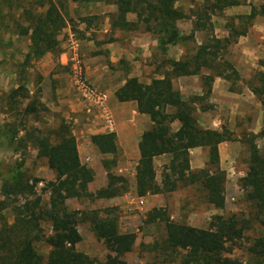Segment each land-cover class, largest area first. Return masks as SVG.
Wrapping results in <instances>:
<instances>
[{"label": "rangeland", "instance_id": "obj_1", "mask_svg": "<svg viewBox=\"0 0 264 264\" xmlns=\"http://www.w3.org/2000/svg\"><path fill=\"white\" fill-rule=\"evenodd\" d=\"M67 1L0 0V202L4 200L3 191L7 189L8 184L23 179L29 184L36 183L34 192L40 197L41 204L46 205L50 193L42 188L47 182L55 179V174L48 168L46 160L37 156L30 143L20 142L21 136L28 128L48 135L50 140L55 142L53 132L62 125L67 126L51 114L53 111L50 108L55 100L44 96L41 85L45 78L49 80L52 74L60 73L59 70L56 72L57 65L53 67L52 62L57 64L59 51L62 49L56 47L55 51L36 57L31 50L30 37L23 35L40 12H45L50 4H55L67 21L57 34L60 36L59 46L61 43L66 46L68 37L61 33L68 26L73 37L79 41L89 39L93 42L98 38L100 43L118 40L123 45L127 40L126 48L129 50L130 59L120 60L112 69L114 73L117 68L127 73L129 71L138 73V78L140 77V82L143 83H148L163 73L167 68V60H178L194 54L208 36L227 38L231 23L238 29L247 26L245 36L238 37L228 47L225 56L238 71L240 75L238 81L215 78L207 84L203 80V77L209 74L206 70L201 71L198 76L173 80L174 88L188 103L198 126L227 132L229 139L217 148V163L210 164L208 148L201 149L192 154L193 169H190L193 173L202 170L211 173L217 167L224 171L223 208H215L208 202L201 180L180 185L170 193L139 198L133 192V178L130 175L135 170L134 163L124 162L120 151L115 157L98 159L101 163L106 161L111 166L109 173L113 179L110 189L116 191L115 196L71 199L67 200L65 205L69 212L94 211L100 218H114L121 233H132L135 236V243L132 250L122 256L125 264H185L184 251L167 248L164 224L146 221L147 213L153 208H162L175 222L200 229H209L211 220L216 216L235 217L242 226V235L233 245H227L226 254L237 264H260V260L251 253L250 247L257 239L264 237V206H258L259 204L247 199L246 192L241 187V179L249 168L251 143L255 144L264 158V68L261 64L264 60V17H256L249 25H245L244 20L238 16L247 15L250 12V5L259 6L264 0H246L240 5L224 8L211 17L210 32H198L193 40L170 45L165 52L158 49L157 37L145 32L141 26L126 31L114 30L105 37L97 32L85 35L79 30L81 23L86 24L83 19H89L86 24L89 28L100 29L104 22L103 17H110L113 13L112 4L100 2L102 6L98 8L101 11L105 10L106 13L99 15L98 19L96 16H82L80 11V8L88 3L96 5V2L78 0L70 7ZM207 1L210 0H177L176 6L187 16ZM42 3L45 4L44 7ZM67 8H72L75 19L65 16ZM69 20L73 23L70 24ZM176 27L181 35L187 36L191 30V22L189 19H182L177 21ZM116 32L118 34L114 37ZM154 44L157 46L156 50L152 49ZM20 85L26 91H21L20 96L13 97L11 93ZM135 118L137 120L141 117L135 114ZM138 126L143 129L144 123L141 119ZM178 126L177 122H172L170 129L175 131ZM78 143L83 145L84 141L78 138ZM166 167L156 166L158 182ZM119 168L127 169L128 171L124 173L127 175H122L118 171ZM105 180L108 185L107 171ZM98 184L97 182V187ZM93 187L94 184L91 185L92 189ZM102 189L104 188L88 191L95 195ZM110 198L118 199L117 203L110 205L104 202V199ZM10 200L14 201L12 198ZM12 205L14 203L1 213L9 224L13 222ZM42 227L49 232V223H42ZM77 230L81 241L76 249L91 258L103 260L108 251L103 242L96 237L90 223L80 222ZM35 250L45 258L49 248L39 243L35 245Z\"/></svg>", "mask_w": 264, "mask_h": 264}, {"label": "trees", "instance_id": "obj_2", "mask_svg": "<svg viewBox=\"0 0 264 264\" xmlns=\"http://www.w3.org/2000/svg\"><path fill=\"white\" fill-rule=\"evenodd\" d=\"M105 1L116 7V11L109 18L112 30L126 31L141 26L145 32L157 37L158 49L165 52L170 45L193 40L198 32H210L213 15L246 0H210L187 16L176 6L177 0ZM130 13L136 17L134 22L126 18ZM259 16L264 17V3L259 6L250 5V12L238 18L244 20L245 25H249ZM85 19L83 21L88 24L89 19ZM182 19H189L191 22V30L187 36L181 35L176 27L177 21ZM33 22L26 33L30 31V46L34 55L41 57L55 51L58 43L56 36L67 22L59 8L50 4L46 13ZM69 22L73 23L72 20ZM246 32L247 26L238 29L231 23L227 38L208 36L194 54L178 60H167V68L159 77L148 83L140 82L136 77L127 78L116 90L118 102H135L137 112L149 116L152 122L151 129L145 131L138 142L139 160L135 167L137 196L166 194L175 191L180 185L201 180L208 202L215 208H223L224 171L217 167L211 173L204 170L193 173L190 170L189 151L198 147L208 148L209 162L216 164L217 148L229 139L227 132L198 126L188 103L174 88L173 80L178 77L198 76L202 69H208L210 74L203 77L207 84L214 81V78L238 81V71L225 56L228 47L238 37L245 36ZM261 64L264 68V60ZM21 91L26 90L20 85L11 95L20 96ZM174 121L179 123V127L171 132L169 125ZM53 133L55 142L48 135L29 128L20 138V142L30 143L37 156L46 160L48 168L55 174V179L42 188L50 193L46 205L41 204L40 197L34 192L36 183L29 184L28 181L18 179L8 184L3 191L4 200L0 202V264H125L122 256L130 252L135 243L132 233H121L114 218H100L94 211L69 212L65 205L71 199L115 196L116 191L110 189L113 179L109 173L111 166L106 161L102 162L108 174V185L95 195L90 193L88 185L94 180V172L81 163L76 138L65 125ZM90 142L101 155L115 157L118 154L114 133L93 135ZM162 155H169L170 160L158 182L153 159ZM248 163L249 168L241 179V187L249 201L264 206V158L252 143L249 147ZM11 203H14L11 208L13 222L9 224L1 213ZM146 221L164 224L167 248L184 251L185 264H237L226 254L227 245H233L242 235V226L233 216H216L211 220L209 229H200L175 222L162 208H153L147 213ZM44 222L50 224L49 232L42 227ZM80 222H89L96 237L105 245L108 253L103 260L91 258L76 249L81 241L77 230ZM39 243L49 248L45 258L35 250V245ZM250 251L260 260V264H264V237L257 239Z\"/></svg>", "mask_w": 264, "mask_h": 264}, {"label": "crops", "instance_id": "obj_3", "mask_svg": "<svg viewBox=\"0 0 264 264\" xmlns=\"http://www.w3.org/2000/svg\"><path fill=\"white\" fill-rule=\"evenodd\" d=\"M67 2L70 7L77 3V1L72 0H68ZM100 2L106 1H97L96 5H91V3H88L86 6L81 7V15L96 16L99 19V15H104L106 13L105 10L101 11V9L98 8L102 6ZM109 4L111 5L112 3L109 2ZM44 5L45 4L42 3V7H44ZM111 6L114 9V13L116 11V7L113 4ZM46 11L40 12L41 14H39L38 16L44 15ZM66 12V17H68L69 19H75L72 8H67ZM131 16L132 18H129ZM103 18L104 22L102 23L101 27H99L100 29H97L95 27L89 28V26H87L85 23H81L79 25V30L84 32L85 35H89L94 32L100 33L103 37H105V35H110L114 32V30H112L110 27V17L104 16ZM126 18L130 22H134L136 19L135 15L131 13L128 14ZM27 29L24 31L23 35L29 37L30 31L26 33ZM71 32V28L70 26H68L61 33L63 35L66 34L68 37L66 46L62 43L59 46L58 39L60 36H56V40L58 42L56 47H60L62 50L59 51V58L57 60V64H55L54 62L52 63L53 67L57 65L56 72L57 70H59L60 73L58 75H56L57 73L52 74L49 80L45 78L41 85L43 86L44 96H46L47 98L51 97V99L55 100V103L52 105V108H50L53 111L51 114L56 116L57 119H59L61 122H64L68 126L69 131L76 138L81 163L85 164L94 172V180L88 185V190L91 192L95 188L100 189L106 187V171L103 169L102 163L98 159H104L105 157L110 155L99 154V152L90 142V137L93 135L114 133L116 135L118 153L119 151L122 153L124 162H126L127 164L134 163V166L136 167L139 160L138 142L140 140L141 135L145 131L151 129L152 122L150 121L149 116L142 115L137 112L135 102H118L115 96L116 90L124 84L126 78H138V73H133L131 71L127 73L121 71V69L119 70L118 68L117 71L114 73V69H112V67H115V65L120 60L130 59L129 50L126 48L127 40H125L123 45L121 44V41L118 40L100 43L98 42V38H96L93 42L89 39L79 41L73 37ZM117 34L118 32L114 33V37H116ZM156 47L157 46H155L154 44V46H152V49L156 50ZM76 56H78L82 61V69L89 83L94 87L106 91L107 101L104 110L112 117L114 121L113 128L109 127L106 124L103 116L104 112H102L101 109L92 106L77 91L75 87L74 76L75 67L73 64V60ZM203 70L208 71V73L210 74V70L202 69L201 71ZM138 80L141 81L140 77L138 78ZM134 113L140 116L141 118H137L136 120ZM140 119L144 123L143 129H140V127L138 126V121ZM175 131L171 130V132ZM78 138L84 141L83 145H79ZM201 149L206 148L198 147L189 151L190 169H193V163L191 162L192 154ZM207 153L209 154V150L207 151ZM169 160V155L155 157L153 159L155 171L156 166H168ZM118 171L122 175H127V173H124L128 170L119 168ZM130 175L133 178V192L136 194L135 170ZM97 182L99 183L98 187L96 186ZM93 184L94 187L92 189L91 185ZM153 196H159V194ZM156 199H158V197H156ZM116 201H118V199H104V202H107V204L110 205L116 204Z\"/></svg>", "mask_w": 264, "mask_h": 264}, {"label": "built area", "instance_id": "obj_4", "mask_svg": "<svg viewBox=\"0 0 264 264\" xmlns=\"http://www.w3.org/2000/svg\"><path fill=\"white\" fill-rule=\"evenodd\" d=\"M75 67L74 76H75V87L77 91L82 95V97L87 100L92 106L101 109L104 116L106 124L113 128L114 121L112 117L104 110L106 107L107 93L104 90H101L97 87L91 85L84 75L82 69V61L76 56L73 60Z\"/></svg>", "mask_w": 264, "mask_h": 264}]
</instances>
